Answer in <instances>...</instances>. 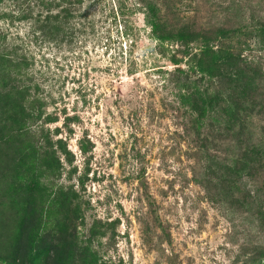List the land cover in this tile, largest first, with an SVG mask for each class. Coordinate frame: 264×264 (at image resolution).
Wrapping results in <instances>:
<instances>
[{"label": "rangeland", "instance_id": "obj_1", "mask_svg": "<svg viewBox=\"0 0 264 264\" xmlns=\"http://www.w3.org/2000/svg\"><path fill=\"white\" fill-rule=\"evenodd\" d=\"M0 264H264V0H0Z\"/></svg>", "mask_w": 264, "mask_h": 264}]
</instances>
